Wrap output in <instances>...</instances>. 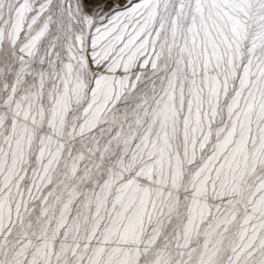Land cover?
Segmentation results:
<instances>
[{
	"label": "snow or ice",
	"instance_id": "snow-or-ice-1",
	"mask_svg": "<svg viewBox=\"0 0 264 264\" xmlns=\"http://www.w3.org/2000/svg\"><path fill=\"white\" fill-rule=\"evenodd\" d=\"M0 264H264V0H0Z\"/></svg>",
	"mask_w": 264,
	"mask_h": 264
}]
</instances>
